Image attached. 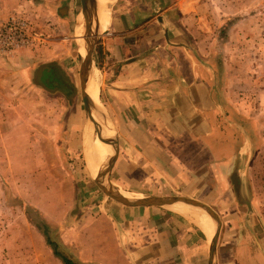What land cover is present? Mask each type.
Wrapping results in <instances>:
<instances>
[{
  "label": "crops",
  "instance_id": "obj_1",
  "mask_svg": "<svg viewBox=\"0 0 264 264\" xmlns=\"http://www.w3.org/2000/svg\"><path fill=\"white\" fill-rule=\"evenodd\" d=\"M62 2L0 0V17L22 14L44 33L24 50L22 76L71 97L78 90L70 70L77 62L66 47L73 5ZM112 2L95 30L104 29L93 55L97 96L119 137L112 177L118 171L125 194L128 178L141 182L143 196L202 199L222 221L215 264H264V172L253 169L263 141L239 108L244 88L256 84L254 74L240 75L250 67L246 55L264 52V0ZM234 10L233 37L219 46ZM98 151L102 163L109 150L100 143ZM166 206L103 199L84 208L77 224H63L60 245L81 264H208L214 235L202 225L205 212Z\"/></svg>",
  "mask_w": 264,
  "mask_h": 264
},
{
  "label": "rangeland",
  "instance_id": "obj_2",
  "mask_svg": "<svg viewBox=\"0 0 264 264\" xmlns=\"http://www.w3.org/2000/svg\"><path fill=\"white\" fill-rule=\"evenodd\" d=\"M62 1L73 5V20L67 33L71 41L66 47L72 49L77 62L70 70L78 90L71 97L40 90L32 79L22 76L24 50L31 48L0 56V264H65L50 242L73 259L74 256L60 245L63 224H77L84 208L94 209L103 199H111L91 173L85 157L87 140L92 144H96V140L104 143L97 131L87 124L81 97L76 39L81 21L80 0ZM112 3L111 0L110 8ZM234 12L225 24L227 29L219 31L222 36L217 37L219 46L223 45V37H233V32H227L240 15ZM261 12L264 14V6ZM101 35L94 36L96 44ZM230 56L234 59V55ZM245 64L250 67L243 68L240 75L251 79L254 74L256 84L244 88L241 95L244 100H240L239 108L244 107L246 120L254 123L263 141L253 169L264 172V52L255 60L246 55ZM95 102V111L101 119L113 123L109 109L98 96ZM106 162L107 159L100 163L101 170L105 169ZM105 177L112 182L110 177ZM124 185L134 198L143 197L137 189L141 182L131 184L126 178ZM166 207L173 208V205Z\"/></svg>",
  "mask_w": 264,
  "mask_h": 264
},
{
  "label": "water",
  "instance_id": "obj_3",
  "mask_svg": "<svg viewBox=\"0 0 264 264\" xmlns=\"http://www.w3.org/2000/svg\"><path fill=\"white\" fill-rule=\"evenodd\" d=\"M81 6V21L79 28L76 32V39L78 45V55L80 62V77H81V97L85 106L86 115H87V124L95 129L98 133L101 141L108 146L110 149V155L107 158L105 169L102 170L104 176L111 178V187L106 189V193L109 197L116 200L119 203L125 204L127 206H166L175 203H185L197 208H200L205 213H207L213 220L216 231L213 236L212 243L209 249L208 264H215V255L217 242L222 226V221L219 217L217 211L208 203L194 197H190L183 194H165V195H149L137 198H130L125 195V192L119 186L117 181L119 177L118 171L115 172L114 177H112L113 169L118 162L120 146H119V137L114 132V128L107 122L97 119L93 111H95L96 99L93 100V97L88 91V85L90 80H93L95 83L93 70H94V51L96 40L93 37L92 42L85 46L83 49L81 44L89 37V33L92 27V18L93 14L97 10L98 1L97 0H80ZM82 51V53H81ZM98 181H100L98 179ZM101 183V182H100Z\"/></svg>",
  "mask_w": 264,
  "mask_h": 264
},
{
  "label": "bare ground",
  "instance_id": "obj_4",
  "mask_svg": "<svg viewBox=\"0 0 264 264\" xmlns=\"http://www.w3.org/2000/svg\"><path fill=\"white\" fill-rule=\"evenodd\" d=\"M97 1H98V7H97V10L95 11V13L93 14L92 27H91V30L89 33L90 36L85 39L83 44H81V47L83 49L85 48L86 45H88L92 42V37L99 35L100 33L103 32L104 29L97 34L92 35L93 32L99 27V25L102 22H105L109 16L108 7H109L111 0H97ZM81 53H82V51H81ZM88 91L91 94V96L93 97V100L95 101V99H97L98 87H97L96 83H94L93 80H90V83L88 85ZM93 114L97 119L101 120L100 115L96 111H93ZM100 143L101 142L97 143V140H96V144L95 143L92 144V143H90V140H87L86 141L87 150H86V154H85L86 156L85 157H87V162L90 164L89 167H90L91 173H93V176L95 175V177L100 180V182L104 188L109 189L111 187L110 180L102 174V170L100 168V166H101L100 159L101 158L99 157V153H98L99 152L98 148H99ZM105 146L109 150V153L107 154V157L105 158V159H107L108 156L110 155V149L108 148V146L106 144H105ZM125 195H127L130 198H134L130 193L126 192ZM173 205H177L179 210L186 211V212L188 211V212L193 213V211H191L189 208V206H191V205L188 206V204H184V203H176ZM203 215H204V217H202V218H204V220L202 221V225L205 227V229H207V231H209V234L215 235L216 226H215V224L213 225L214 222L212 221V218L209 215H206V213ZM199 216L200 215L198 214L197 218H199ZM197 218H196V220H197ZM197 221H199V219ZM199 223H200V221H199Z\"/></svg>",
  "mask_w": 264,
  "mask_h": 264
},
{
  "label": "built area",
  "instance_id": "obj_5",
  "mask_svg": "<svg viewBox=\"0 0 264 264\" xmlns=\"http://www.w3.org/2000/svg\"><path fill=\"white\" fill-rule=\"evenodd\" d=\"M44 33L39 31L32 21L19 13L0 17V56L33 48L44 41Z\"/></svg>",
  "mask_w": 264,
  "mask_h": 264
},
{
  "label": "trees",
  "instance_id": "obj_6",
  "mask_svg": "<svg viewBox=\"0 0 264 264\" xmlns=\"http://www.w3.org/2000/svg\"><path fill=\"white\" fill-rule=\"evenodd\" d=\"M50 244L53 245V248H54V251L57 255L61 256L62 260L64 261L65 264H81V263H78L76 261H74L73 259H71L67 254L65 253H61L58 249H57V246L56 244L50 242Z\"/></svg>",
  "mask_w": 264,
  "mask_h": 264
}]
</instances>
